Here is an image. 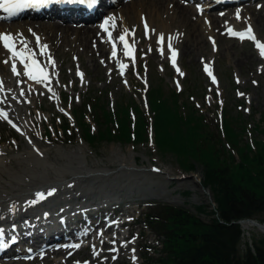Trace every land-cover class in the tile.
<instances>
[{
    "label": "rangeland",
    "instance_id": "obj_1",
    "mask_svg": "<svg viewBox=\"0 0 264 264\" xmlns=\"http://www.w3.org/2000/svg\"><path fill=\"white\" fill-rule=\"evenodd\" d=\"M123 2L110 9L108 16L111 11H116L117 20L120 22H117L120 24L119 29L125 31L124 21L121 22L124 18L118 11ZM245 7L253 8L255 17L260 15L261 19L256 26L253 25V30L258 38L264 40V1ZM229 9L224 11L230 12L233 19L236 9ZM192 17L201 18L198 19V23H203L208 28L205 29V34L199 37L202 41L200 49L191 47L189 52L184 53L179 47L181 52L177 53L176 64L170 60L172 52L168 54V48L162 52L157 46L154 40L156 36L152 34L154 30L150 32L152 35L149 36L150 33L146 35V30L140 21L131 19L126 23L130 26L128 30L137 45V56L134 59L132 56H122L115 60L110 47L106 45L105 47L109 49L106 52L107 58L99 57L97 53L98 62L95 66L96 64L90 60L89 53L81 51L80 46L54 42L44 51L46 54L44 60L46 58L50 62L49 72H45L50 79V82L46 81L48 90L42 88L41 84L32 78L21 75L11 77L10 85H13V90L16 89L14 92H19L20 96L15 93L16 98L19 99L13 103L14 100L9 95H1L2 101H0L8 113L7 119L0 117V164H2L0 173L4 170L2 179L4 181L8 179L9 172H15L20 177L26 175L25 178H31H28V181L35 180L32 182H36L38 178L39 180L46 178L49 173L42 174L47 171L43 161L50 158L54 160V152H59L58 155L65 159L55 162V165L67 164L59 166V169L67 174L65 176L69 181L66 190L70 191L56 198V200L67 199L61 208L86 205L90 201L102 202L107 204L104 209L108 212H115L113 207L116 205H119L123 212H132L124 216L125 220L139 218L130 225L109 232L108 235L102 233L100 239L93 237V231L92 239L86 238L84 240L86 245L76 249L71 256H68L69 252H59L45 259L36 256L30 261L17 257V263H5L4 259H1V264H150L146 263L145 254L155 259L159 255L155 248H160V242L157 234L147 228L143 222L142 213L147 210L148 205L169 203L183 206L193 213H197L196 206H203L206 211L211 208V194L201 185L203 178L201 169L197 167L195 171H183L174 156L169 153L161 154L154 145L151 128L149 146L121 144L116 141L92 147L85 142L70 116L72 107L79 105L81 98L102 96L110 100L111 105L120 99L133 98L149 116L150 109L146 96L148 87L156 88L159 85L164 91V97L168 98V92L174 89L178 82L180 89L186 88L180 98H188V102L196 103L199 112L209 124V129H216L224 105L230 108L231 114H235L239 106L243 120L248 121L252 126H257L255 133L251 134L252 138L264 140V60L258 58L252 44L227 39L222 34L225 22H220L221 24L214 26L213 29L203 21L204 15L199 16L194 10ZM87 24H93L92 26L97 29V20ZM240 24L242 26L244 22ZM35 30L41 35L39 29H32L30 32L24 29V32L27 33V37L33 38L36 34ZM170 30L172 29L169 28ZM182 32H185L183 36L187 33L183 29ZM45 36L40 37L45 38ZM101 37L103 35L99 36ZM211 37L213 39H210ZM74 46L75 49H72ZM78 49L80 50L77 51ZM0 52L2 71L0 73L4 74L8 68L2 62L7 53L1 44ZM119 63L129 67L127 74L118 73ZM208 63L213 64L216 69L217 85L211 84L203 73V66ZM136 65L138 70L135 69ZM48 67H45V71ZM61 114L69 117L71 122L69 135H65L59 127ZM249 124L247 127H250ZM93 129L95 130L94 124ZM244 136L246 137L244 139L252 145L254 140L247 137L249 136L247 131ZM37 152H41L42 156L36 154ZM74 167L75 169L79 167V170H75ZM54 169L51 168L49 176L55 174ZM72 172L77 173L74 179ZM77 195L79 198L76 197ZM145 199L148 201L146 202ZM117 202L120 204H116ZM199 215L203 219H208L206 212H200ZM90 228L88 226V229ZM242 228L243 237L240 246L242 251L248 244L252 245L253 239L264 238V232L256 226L249 229ZM110 236L114 238H109ZM103 240L108 244H103ZM143 243L154 246V249L147 250L143 247Z\"/></svg>",
    "mask_w": 264,
    "mask_h": 264
},
{
    "label": "trees",
    "instance_id": "obj_2",
    "mask_svg": "<svg viewBox=\"0 0 264 264\" xmlns=\"http://www.w3.org/2000/svg\"><path fill=\"white\" fill-rule=\"evenodd\" d=\"M154 136L161 154L174 156L185 171H202V185L212 194L214 207L208 211L196 206L197 213L183 206L156 203L143 213L148 228L161 239L159 256L147 262L160 264H264V238L253 239L242 251L239 220L264 221V140L244 139L248 129L242 113L223 110V126L211 130L196 106L180 94L163 95L159 87L150 90ZM171 109V110H170ZM134 112V116L132 115ZM81 135L89 145L118 141L121 144H145L148 120L133 98L120 99L109 107L102 96L81 98L73 107ZM96 125L93 131L86 116ZM62 131L67 135L68 121L62 117ZM264 139V138H263ZM207 207V206H206ZM206 212L203 219L200 212Z\"/></svg>",
    "mask_w": 264,
    "mask_h": 264
},
{
    "label": "bare ground",
    "instance_id": "obj_3",
    "mask_svg": "<svg viewBox=\"0 0 264 264\" xmlns=\"http://www.w3.org/2000/svg\"><path fill=\"white\" fill-rule=\"evenodd\" d=\"M120 1H122V0H118L117 2H120ZM259 10L257 9V11H259ZM118 11L123 16L124 20H122L121 22L123 23V21H124V24L126 25L127 29H128V23H126V21H128V20L138 19V21H140V22H146V24L148 25L149 33L152 32V30H154L152 32V34L155 36L157 35L156 40H157L158 36H161V34H162L164 37L163 42H164V44H166L168 36H170V38L175 36V39L173 40V49L174 50L179 49V52H181L180 48H179V47H181V49L184 53L189 52V48H191V47H194L196 49H200L202 41L199 40V37H202L203 36L202 34H205V29L208 28L207 26H205V24L198 23L199 18H193L192 17V16H194V8H192L191 5L183 4V2H181L180 0H129L126 3H123V5L121 6V8ZM254 11L255 10L251 7L241 8L240 13L242 14V16H241L242 18L240 17L241 18V19H239L240 21L237 20L236 24H238L239 22L240 23L244 22L246 25L244 27H249V26L252 27V25H254V24L256 26V23L259 22V20L261 18H259L260 15L255 17ZM115 12L116 11H112V13H111L113 24L114 23L117 24V22H119V20H117ZM195 12H196V10H195ZM237 12H238V10H237ZM204 14H207V13H204ZM96 15H98V14H96ZM204 16H207V15H204ZM229 16H230V12H223V13L219 12V13L209 14L207 16V18L209 19V28H213L216 25L217 26L220 25V22H224L223 21L224 19L225 20L230 19L233 22L232 16H230L231 18ZM90 18H92V16ZM90 18H88L86 20H89ZM120 18H122V17H120ZM244 18H245V20H244ZM85 21L67 22L66 20L65 21H59V20L58 21L57 20L30 21L29 20V21H25V22L24 21H14V22H9V23L0 22V31L5 30V31H7V33H10L14 37H17L16 33L20 32L21 30L24 31V29H25V30L29 31L32 29H39L41 35H46L45 38L42 37V39L40 40L41 45L47 46V45H50L54 42H57V43L63 42L64 44H67V45H69V44L78 45L81 47V51H83L85 53H89V57H91L90 60H92V62H94V64H96L95 66H97V62H98L97 53H98L99 57L102 56L106 59L107 58L106 52L108 51V49L105 47V45H107L108 43L106 42L105 39L104 40H98L97 39V33H99V34L103 33L99 30V28L96 29L95 27L92 26V24L85 25V24L80 23V22H85ZM228 24H230V23H228ZM109 25L113 30V25L111 23H109ZM169 28H171L172 30L169 31ZM182 29L187 32L185 36H183L185 32H182ZM94 33H95V37H94ZM152 34L150 33L149 36ZM121 35H122V33L120 35H116V39L120 40L119 37ZM124 35H126V34H124ZM127 35H130V34L127 33ZM240 40L241 39H239L238 41H240ZM149 42H150V39H149ZM35 44L37 45V42L35 39H28V43L26 42L28 50L32 52L36 61L40 60L41 61L40 65H42L43 68L48 67L50 62L47 60H43V58H42L43 56L40 54V51L37 50V48L35 47ZM17 45L21 48V42L17 43ZM132 45L133 46H132L131 50H132V53H134V52H136V45H135L134 40H133ZM149 45L150 44H148V46ZM72 49H75V46L72 47ZM79 50L80 49H78L77 51H79ZM0 55H1V52H0ZM5 61H8V62L5 63ZM2 63L7 66L8 70L6 69L7 70L6 72L3 71L4 74L0 73V95H4V96L9 95L12 98V100H14L13 103H16L17 99H19V98H16L17 96L15 93H17L18 96H20V93L14 92V90L16 91V89L13 90V88H12L13 85L12 86L10 85L11 79L13 78L12 76L13 75H21L24 77H29V76L24 74L23 69L19 70L17 63L15 62V59H13L11 57V55L8 53H7L5 59L3 60ZM179 63H180V60H179ZM13 64L16 65L18 74H13V72H12V65ZM119 67H122V66L120 65ZM0 72H2L1 69H0ZM45 72L46 73L49 72V67L46 68ZM46 76H48V75H46ZM4 82L6 84H4ZM42 82H45V81L43 80ZM27 83H29V82H27ZM15 88H17V86ZM58 153L54 152V155H53L54 160H52L50 158V160L45 159V161H43L44 162L43 164L45 165L47 171L42 173V174H45L47 172L50 174L51 168L52 169L55 168L54 169L55 174L51 175V176H49V174H47L49 177L48 176L46 177L44 175V177H46V178H43L41 180H39V178L37 179V177L33 175V177H36L35 179H37L36 182H32L34 179L32 181L31 180L28 181L29 177L25 178L26 172H25V174H23L25 176L22 175L23 177H20V175H16L17 173H15V172H9L7 174L8 179H6L5 181L2 179L3 178L2 174H3L4 170L2 173H0V224L7 222L9 220H12V219H19L21 216H24V215H28V216L29 215L30 216L36 215V211L38 210L39 207L42 206L44 201H46L48 204V202H50L51 200H54L60 194H62L64 191H66L67 182L69 181V179L67 180L68 177L65 176L67 174H65V172L63 170H61V168L59 169V166H61V165L65 166L67 164L66 163L61 164V165L58 164L59 166H56L57 164L55 165V162H59L60 160L65 159V158H61L59 156L60 154L58 155ZM36 154L42 156L41 152H37ZM27 160H28V158H27ZM74 160H73V162H74ZM22 162H23V160L20 161L19 163L21 164ZM29 163L30 162H28V164ZM39 164H40V162H39ZM73 164H75V163H73ZM0 165L2 166V164H0ZM44 165H43V169H44ZM27 166H29V165H27ZM78 166H80V165H78ZM36 168H37V166H36ZM78 168L79 167H77V169ZM37 169L39 170V168H37ZM74 169H75V167H74ZM77 169H75V170H77ZM25 170H23V171H25ZM119 170H120V168H119ZM75 172L74 173L72 172V174H71L72 176L74 175L72 179L76 178L77 173H75ZM38 176H40V175H38ZM78 178H79V176H78ZM29 179H31V178H29ZM38 193H40L42 195H37ZM33 194H36V195L33 196ZM48 206L53 207L54 205L48 204ZM117 221L119 223V220H117ZM43 222H44V224H43L42 230H44V231H46V229L48 227L51 228L52 226H54L52 223H47V220H44ZM241 225L245 229H249L250 227L255 226L256 224H254V222H251L249 220H243L241 222ZM109 228L110 227H107L105 230H103V232L105 234L109 233ZM257 228H259L260 231L264 232V225L258 226ZM39 229H34V231L36 233H41L42 231ZM90 234H91V232L89 231L88 235H90ZM95 236H96V239L97 238L100 239V237H101V235H95ZM109 238H114V236H110ZM103 244H108V242L106 240H103Z\"/></svg>",
    "mask_w": 264,
    "mask_h": 264
},
{
    "label": "snow or ice",
    "instance_id": "obj_4",
    "mask_svg": "<svg viewBox=\"0 0 264 264\" xmlns=\"http://www.w3.org/2000/svg\"><path fill=\"white\" fill-rule=\"evenodd\" d=\"M54 2V0H0V8H4L5 11H11L15 7H40L44 6L48 3ZM69 3H74L81 6H88L89 8L97 3V0H68ZM237 18L239 19V13L237 12ZM111 18L105 19V21L101 24L102 28H105V25L108 24ZM146 35H147V24H145ZM105 30H107L105 28ZM228 33L231 35H239L243 38L252 39L256 47L259 49L261 56H264V43L260 42L256 39V37L251 33L250 26L245 29L243 32H235L233 29L229 28ZM16 38L10 33H0V41L3 42L4 47L11 53V57L13 59H18L21 64L24 65V74L28 75L32 79H36L38 82L42 79L43 76V68L39 65V62L36 61L31 51L28 50L26 42L21 39V48L16 47ZM119 39L123 42L125 40V35L122 34ZM163 35L158 38V43L163 42ZM37 47L41 49V53L43 54L44 50H46V45L40 44V38L36 36ZM125 48H128V45L125 44ZM169 48L171 45L169 44ZM129 54L126 52V55ZM175 53H173L174 55ZM113 55H115V51H113ZM8 61H5L7 63ZM207 71V69H206ZM13 74L17 73L16 65H12ZM210 74V73H209ZM211 75V74H210ZM0 117L7 119V115L3 112H0ZM50 194V193H49ZM37 195H42L38 193ZM114 250V249H112Z\"/></svg>",
    "mask_w": 264,
    "mask_h": 264
},
{
    "label": "water",
    "instance_id": "obj_5",
    "mask_svg": "<svg viewBox=\"0 0 264 264\" xmlns=\"http://www.w3.org/2000/svg\"><path fill=\"white\" fill-rule=\"evenodd\" d=\"M248 220L251 221V222H254V224H256L257 226H260V224L257 223L256 221H254V220H252V219H248Z\"/></svg>",
    "mask_w": 264,
    "mask_h": 264
}]
</instances>
